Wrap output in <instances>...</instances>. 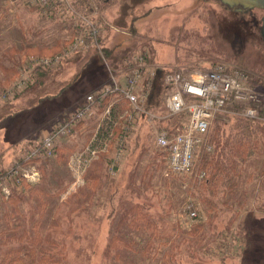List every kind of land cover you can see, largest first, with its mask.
Segmentation results:
<instances>
[{"label":"rangeland","instance_id":"obj_1","mask_svg":"<svg viewBox=\"0 0 264 264\" xmlns=\"http://www.w3.org/2000/svg\"><path fill=\"white\" fill-rule=\"evenodd\" d=\"M90 1L61 0L58 10L55 3L42 6L30 0H0V175L9 172L15 162H21L35 142L41 141L61 121L64 112H70L77 102L94 93L109 79V71L103 78V60L93 55L92 47H74L72 36L81 26L79 12H84L101 25L98 37H102L105 44L109 41V46H105L111 57L102 55L117 68L120 76H125L134 67L133 63L129 67L127 62H123L125 54L127 57L141 52L144 58L146 55L149 57L146 67L154 69L156 76L151 79L153 85L143 104L145 113L141 115L133 111L127 103L133 123L126 131L117 124V132L127 135L126 139L112 141L108 153L102 158L96 157L83 168L84 171L74 158L94 142L96 133L90 136L89 130L94 132L101 122L100 116L87 122L67 140L71 151H66L63 140L58 142L55 156L27 161L24 167L30 166L27 171L31 180H22V184L9 180L10 193L0 195V227L3 228L9 220L4 209L12 208L3 199L22 195L24 199L21 202L17 200L19 210L33 209L39 214L35 207L37 202L41 205L40 213L45 211L37 227L45 238L55 237L62 242V249L68 251L72 259L79 249H90L93 253L85 264H100L110 232L118 222L121 204L117 206L116 202L123 196L121 201L125 206H143L145 213L154 216L166 236H174L178 221L191 227L196 220L190 216L191 211H196V217L206 216L209 221L204 229L206 240L203 247L198 248L190 237V264H264V156L249 157L243 163L246 167L244 174L235 177L240 185L234 195V206L222 204L227 199L222 191L226 181L222 171L217 177L219 182L214 185L219 189L216 191L210 187L212 196L208 195L218 202L217 210L208 211L198 191L205 169L206 177L213 179L212 164L221 153L223 142L234 138L235 133L241 131L238 130L241 125H246V132L264 137V122L243 116L241 111L245 104H230L227 111L216 114L212 119L206 137L211 147L206 149L204 145L195 166L183 174L168 170L166 152L156 141L161 132L174 133L184 127L183 114H171L166 105L168 88L163 76L169 69L191 73L210 68L217 62H228L252 73L257 82L264 80L263 9L255 7L240 11L224 5L221 0ZM72 6L74 12L70 8ZM131 16L134 24V20L130 22ZM133 28L136 32H131ZM86 32L85 37L90 39L98 31L94 34L88 29ZM56 43L63 48V67H46L51 71L43 75L46 79L41 80V75L38 76L45 85L40 87L39 84L35 89L32 84L28 86L26 82L28 77L32 78L33 72L30 69L44 68L37 58L59 55H52L54 48L49 47V44ZM44 44L50 48L48 51L44 50ZM117 45L121 46L117 48ZM161 70L162 73L158 74L157 71ZM72 71V75L65 76L66 72ZM22 85L26 86L19 90ZM256 85V89L264 91V86ZM118 105L121 103L116 105V101L112 102L111 109ZM101 109H104L103 105L98 108ZM255 124L263 127L253 131L249 126ZM261 145L260 151L264 150V143ZM64 178L67 185L63 187L61 181ZM52 183L60 189H55L56 196L54 188H50ZM89 187L93 190L90 189V193L83 197L78 196L82 206L74 212L73 208L79 205V201L72 204L70 200L74 201L77 195L73 196L80 188L86 191ZM44 190L50 191L49 195L38 193L36 196L34 193ZM124 196L131 197L132 201ZM4 202L8 207L1 206ZM251 214L255 215L252 221H257V229L253 230V225H250L245 230V240L241 225L249 223ZM1 216L6 218L1 219ZM155 218L151 221L156 226ZM140 223L137 229L130 230L145 236L148 230L144 221ZM124 252L134 258L132 261L140 260L136 254L125 249ZM152 263L146 261L145 264Z\"/></svg>","mask_w":264,"mask_h":264},{"label":"trees","instance_id":"obj_2","mask_svg":"<svg viewBox=\"0 0 264 264\" xmlns=\"http://www.w3.org/2000/svg\"><path fill=\"white\" fill-rule=\"evenodd\" d=\"M88 1L89 3L91 2L90 0ZM109 1L110 0H107L106 2L108 3ZM55 4L58 5L57 7H55V9L59 10L58 7L61 6V3H55ZM86 4H88V2H86ZM46 5H50V4H44L42 6H46ZM51 13H53V11H51ZM135 30L136 29L133 28L132 32H136ZM74 34L72 37L75 41L78 35L76 30ZM98 36L99 35H97V40L99 42L100 49H95V54L96 56L100 57L101 60H103L102 63L104 64L105 67L104 78H106V71H108L109 69L108 67L110 66L111 68H114V66L111 63L109 64V62H107L105 57L102 55V53H104L107 57H111L110 54L111 52L109 51L108 47L105 46L104 39H102V37L99 38ZM147 44L150 45L149 43ZM49 47L54 48L51 51V53L53 52L52 55L63 54L62 53L63 48L61 49L59 43L53 45L49 44ZM43 48L45 51H48L50 49L46 44L43 45ZM7 52L10 51L8 50ZM48 53H50V51ZM9 54L11 55V53ZM126 55L127 54L124 55V59L126 58L127 61H129L131 55L130 56L128 55L129 57L128 56L126 57ZM37 59L39 60V58ZM145 60L146 61L149 60V57L147 55ZM126 64L129 66V62H127ZM58 67L61 68V64ZM34 68L35 67H32L30 69L33 70V72H31L32 78L28 77L27 81H28V86L29 84H32L31 86H33V88L35 89L38 88L39 84L40 87L45 85L44 81L38 80L39 79L38 76L41 75L40 79L45 80L46 77L43 75L49 74L51 73V71L47 70L45 66L44 68L37 67L35 68V70ZM48 68L52 69V67H48ZM37 70L40 73H38ZM115 70L117 71V69ZM157 72L158 74H161L162 70ZM30 78L32 79V81H30L31 80ZM112 97L113 96L108 97L107 99L104 100L103 107H106L108 103H112L114 101H116V105L121 103V106L118 105L117 108L111 109V113L106 115L104 114L105 109L100 110V114L98 116H100L101 118V122H100L101 124L95 127V125L98 123L100 119L99 118L92 127V129L95 127L94 132L89 130L90 136L94 135L95 133L96 136L93 140L94 142L91 144L89 143L88 146L89 145L90 147L101 146V148L98 149L96 154H92L91 152L86 151L85 150L86 148L83 150L84 153H81L80 151L78 152L79 154L77 155V159L83 161L82 163L83 167H86L88 164H90V162H92V160H95L96 157H101V158L104 157L106 153H108V151L110 150V148L108 147L109 145H111L113 139L120 134L117 132V129L118 127L119 128L121 127L119 125L117 127V123H115V121L118 119V117L116 119V115L117 116L122 115L124 111L128 110L130 107L129 105H127V103L129 104V102L121 96H114L116 97L115 99H112ZM79 103L80 102H77V105ZM117 109H121V110L119 112H116ZM66 113L67 112H65L64 117L66 116ZM182 114L186 120L187 114L186 113H182ZM185 120L183 121V123L185 122ZM245 126L246 125L240 126V129L238 130L241 131L236 132L235 133L236 136L234 138L232 137L227 138L223 142L222 151L219 154L218 158L212 164L213 179H208L206 177L207 169L204 168L206 172H204L202 179L203 181L198 187V191L200 190L201 194L199 193L198 194L200 198L204 199L202 201L205 202V206L206 209H208V211L217 210L219 208L218 202L214 198L209 197L211 198L209 199L208 195L212 196V194H210L211 192L210 187H214V185L217 182H219V178L217 177H219L221 171L224 172V176L226 179V181H224L225 182L224 190L222 191L223 194L224 193L226 194L225 198H227L226 203L222 201V204L233 205V200L235 201L234 195L238 192L237 186L240 185L239 180H237L236 178H238V176L242 177V175L244 174V169L246 168L243 167V163H245L249 159V157H251L254 154L258 157L264 156V150L260 151L262 149L261 144L264 143V137H258L257 135H255V133H252L250 131L246 132L247 127ZM249 127L254 131L255 129H259L263 126L259 124H255V125H250ZM99 130H101L100 133H98ZM168 133L171 134L173 132L168 131ZM108 141L110 143H108ZM250 141L252 143H250ZM105 142H107L108 145H104ZM66 151H71V150L70 148H66ZM62 152L64 151L61 150V153ZM165 152L167 156V151L165 150ZM240 170L242 171L241 175H240ZM65 179L66 178H64L61 181V185L63 187L67 185L66 183L63 182ZM24 180L28 181L26 178ZM50 188L51 189L54 188V190L57 189V191H60V189H58L53 183L50 186ZM214 188L216 191L219 189L217 186ZM51 189L48 190L51 191ZM90 189L93 190L92 187H89L86 191H84L83 188H80L78 191H76V193L73 196L75 197L77 195V197L74 199V201L70 200V202L72 204L76 203L77 201H79L77 200L78 196L79 195L85 196V194L90 193ZM44 191L34 192V193L36 196H39V194L49 195L50 191L47 192ZM9 193H4L0 189V195H8ZM56 194L57 192L55 190V196ZM122 197L123 196H120L116 202L117 206L121 204L120 213L118 215V222L113 225V229H112L113 232H110L108 244L105 247V251L103 255L104 257L103 260L100 262V264H145L146 261L153 262L152 264H190V237L193 239V244L195 243L198 244V248L203 247L202 243L206 240V234H205L206 232H204V229L209 221L206 218V216L204 217H196L198 215L194 216L193 218L196 220L191 227L190 225L183 226L182 222L178 221V223H176L175 225L177 231L174 234V236H172L171 234L170 236L168 235L166 236V232L163 230L162 226L158 225L156 218L154 216L151 217L149 214L145 213L144 210H142L143 206H139L138 208L135 207L133 204L130 206H125L123 201H121ZM124 198H126L129 202L132 201L131 200L132 198L129 196H124ZM22 199H24V197H22V195L19 194H16L15 198L8 197V199H3V201H7L10 204V206H12V208L4 209L5 215L6 217H8L9 220H7V222L4 223L5 225L3 228L0 227V264H85L90 256V253L92 254L93 251L85 247L81 248L79 249L78 254L72 259L69 252L64 251L62 249L61 247V245H63L62 242H59L55 237L45 238L39 232L37 227L40 222V216L44 215L45 212L44 211L40 213L41 205L37 202L35 203V207L40 215L37 212H34L33 209L21 211L18 208L19 207L18 203L21 202ZM17 200L19 201L18 203ZM90 202H92V199ZM229 202H231V204ZM8 203L4 202L1 204V206L6 208L8 207ZM64 205L69 206L68 203H64ZM81 206H82V202L79 201V205L73 208V211L79 209ZM133 206L135 208H133ZM203 210L205 211L204 208ZM254 216L255 215L251 214L249 223L248 224L243 223L241 225V229L244 227V230L243 229L242 230L244 232L243 236H245V240L247 237L245 230L249 229L250 225H253L252 228L253 230L257 229L256 226L257 221L254 222L252 221V218H254ZM6 217L1 216V219H5ZM152 218H155L153 219V221L157 222L156 226L151 221ZM69 219L70 217L67 218L68 221ZM140 221H144V226L148 230V233L145 236L141 234L137 235L130 230L131 228L137 229L141 224ZM78 239L81 240V237H78ZM245 243L246 242H244L243 248L245 247ZM124 249L129 251L130 253L136 254L140 258V260L138 262L132 261L134 260V258H131V255L128 252H124Z\"/></svg>","mask_w":264,"mask_h":264},{"label":"built area","instance_id":"obj_3","mask_svg":"<svg viewBox=\"0 0 264 264\" xmlns=\"http://www.w3.org/2000/svg\"><path fill=\"white\" fill-rule=\"evenodd\" d=\"M30 1L44 5L60 3L61 0ZM70 8L73 11V6ZM83 13H78L81 26L77 30L79 32L76 31L78 35L74 47L78 45V47L83 48L100 49L97 35L101 31V25ZM88 29H91L94 34L96 31L98 32L87 39L85 34L87 35L86 30ZM78 42L80 43L77 44ZM63 56L64 54L55 55V57H42L39 62L45 67H56L62 63ZM126 62H129V67L133 63L134 67L130 69V72L122 77L116 72V68L109 66L108 81L101 84L93 91L94 93L88 94L85 99L61 119L51 132L44 135L41 141L35 142L32 149L25 153V157L21 162H15L9 172L0 175V189L2 192H10L9 186L11 183L7 182L9 180H16V184H22V180L25 178L31 180V175L27 171V169L30 170V166L24 167L25 163L29 160L35 161L42 157L55 156L58 142L70 137L84 121L91 118L98 111V108L103 105L104 100L108 97L121 96L129 102L130 109L141 113V115L145 113L143 104L145 99L148 98L149 90L153 85L151 79H155L156 71L154 69L149 70L146 67V60L141 52L138 55L134 53ZM163 80L168 88L166 105L170 113L174 115L187 114V119L181 130H176L171 134L168 131H163L156 138L157 143L167 151L166 162L170 172L183 174L189 172L195 166L200 149L204 145L206 149L211 147L207 144L206 137L213 117L218 113L227 111L230 104H245L246 106L241 111L243 116L254 121L264 122V91L260 92L255 88L256 84L264 86V80L255 81L252 73L232 63L217 62L210 68L195 70L191 73L169 69L164 73ZM23 83H25L24 79ZM25 86L22 85L19 90L24 89ZM247 104L250 105L247 107ZM104 109L105 115L110 114L111 103H108ZM119 117L121 119L116 120L114 118L115 123L123 131H126L133 123L132 113L128 109ZM126 137L127 135L119 134L113 141L124 140ZM108 143L110 142L108 141ZM108 143L105 142L104 145H108ZM85 148L86 151L96 154L101 146L90 147L89 145ZM83 150L80 152L84 153ZM74 159L83 171V161H80L77 157ZM196 215V211L190 212L191 217Z\"/></svg>","mask_w":264,"mask_h":264},{"label":"water","instance_id":"obj_4","mask_svg":"<svg viewBox=\"0 0 264 264\" xmlns=\"http://www.w3.org/2000/svg\"><path fill=\"white\" fill-rule=\"evenodd\" d=\"M221 2L229 7H235L236 10H248L252 8H261L264 11V0H221ZM262 34L264 37V12L262 16Z\"/></svg>","mask_w":264,"mask_h":264},{"label":"crops","instance_id":"obj_5","mask_svg":"<svg viewBox=\"0 0 264 264\" xmlns=\"http://www.w3.org/2000/svg\"><path fill=\"white\" fill-rule=\"evenodd\" d=\"M107 1V0H106ZM93 10H94V8H92ZM90 13H92L91 11H89ZM132 20H134V17L133 16H131V20H130V22L132 21ZM134 22H135V20L132 22V24H134ZM118 29V28H117ZM125 32V31H124ZM131 32H132V30H131ZM134 34H136V33H134ZM137 36H138V33H137ZM109 41L107 42V44H105V45H107V46H109ZM121 45H117V48H119ZM99 59H100V57H99ZM126 60L127 59H124V61L126 62ZM123 61V62H124ZM62 65V64H61ZM59 66V65H58ZM58 66H56V67H58ZM56 67H52V68H56ZM63 67V65L61 66V68ZM114 68H116V67H114ZM73 74V71L72 72H69V73H65V76H70V75H72ZM104 75H105V73H103ZM104 78V77H103ZM98 84V83H97ZM97 84H95L93 87H95ZM50 95H53L52 93L50 94ZM65 107V105H63V107L62 108H64ZM65 113V112H64ZM64 113H63V115H64ZM98 113V114H97ZM100 114V110H98L97 112H95L94 113V115L91 117V118H89L88 120H86L84 123H82L81 125H80V127L78 128V130H80V129H82L85 125H86V123L87 122H89L90 120H93V119H96L97 118V116ZM73 139V138H72ZM68 144H69V141H67V140H65L64 141V145H65V147L66 148H68ZM255 156V158H257L258 156H256L255 154L254 155H252L251 157H254ZM261 157V156H260Z\"/></svg>","mask_w":264,"mask_h":264}]
</instances>
